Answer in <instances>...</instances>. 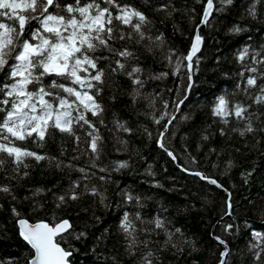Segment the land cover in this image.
Returning <instances> with one entry per match:
<instances>
[{
  "label": "snow or ice",
  "instance_id": "snow-or-ice-1",
  "mask_svg": "<svg viewBox=\"0 0 264 264\" xmlns=\"http://www.w3.org/2000/svg\"><path fill=\"white\" fill-rule=\"evenodd\" d=\"M196 3L202 4L200 13H196L195 8L177 7L172 0L159 4L156 0H141L139 5L133 0H0V172L9 181L0 184V194L8 200L7 210L14 222L13 227L28 248L26 264H70L72 245L67 237L79 241L88 233L77 231L67 216L58 213L85 196L93 197V203H98L103 210L120 212L115 225L121 236L117 249H122L121 254L128 257L131 264H163L162 255L169 250L173 256L183 255L185 248L189 254L199 251L197 238L186 235L170 219L159 213L146 215L143 212L145 198L141 195L121 189L117 193L118 199L109 202L106 190L102 191L92 183L98 180L101 185L108 184L112 182L113 172L129 167L127 160L113 161L110 165L98 163L105 144L101 127L113 133L117 152L126 151L129 146V140L117 133L131 137L140 130L128 120L121 119L115 111L109 128L105 119L106 87L117 85L119 76L129 81L128 96L134 115L151 116L152 122L160 126L154 137L155 144L173 163H177L180 157L171 147V139L177 134L174 124L177 113H180V121H191L192 112L200 107L197 104L188 111L181 110L196 84L193 77L200 70L201 57L197 54L201 53L205 42L201 27L211 28L220 15L233 9L237 10L235 14L240 20L264 22V0H242L239 5L235 0H196ZM161 12L164 17L158 21L160 24L172 19L176 13L188 16L193 22L186 54L178 53L168 44L164 32L155 27L157 21L149 13ZM253 26L233 21L226 31L230 35H239L250 31ZM251 40L249 36L248 41L231 52L236 68L221 72L225 78L235 77L232 90L214 93L208 102L209 114L218 127L213 130L210 124L194 125L190 130L199 141H207L214 131L221 138H231L232 133H238L242 138L246 134L252 135L253 147L260 143L256 134L264 133V41L254 44ZM137 46L153 57L156 50L165 52L163 58L171 74L183 77L175 89V98L161 99L162 109L158 115L155 114L156 101L160 93L144 89L149 81L162 80L169 73H156L142 64ZM221 59L228 58L216 56V63L219 64ZM109 99L115 102L114 90ZM140 101L152 111L142 113L137 109ZM233 121L242 123L243 127H231ZM54 132L72 139L73 155L67 159H63L67 151L63 145L59 156L21 146L31 140L36 147L43 148ZM143 134L152 138V132L147 128H143ZM188 135L185 132L182 139L186 141ZM196 146L198 148L199 143ZM182 151L190 164L198 163L188 152L186 143ZM209 152L220 155L216 148H210ZM81 157L85 158L83 165L76 163ZM29 158L37 164L44 161L49 169L58 172L67 170V184L60 188L57 181L49 187H29L24 196L18 197L15 187L30 175ZM233 164V160L228 159L226 169H231ZM177 167L180 172L197 177L224 193L221 208L223 215L232 222H224L221 217L216 225L219 232H210L209 236L219 249L216 264H232L229 257L233 250L223 235L239 231L233 215L231 192L212 175L185 163H177ZM257 171L255 165L249 164L240 172L243 182H255ZM259 171L264 184V169ZM72 172L78 175L73 178ZM149 175L154 176V173L149 171ZM153 184L163 187L158 181ZM47 194H51L50 218L29 216V212L46 210L49 201L41 197ZM19 203H27V212L17 206ZM129 206L134 207L130 210ZM4 207L0 203V210ZM162 211L167 209L162 208ZM258 211L264 218V208ZM92 219H100L95 211ZM245 225L247 227V222ZM248 233L251 239L240 250L241 258L247 255L248 264H264V232L249 228ZM161 234L163 240L152 238ZM0 264H12V261L0 260Z\"/></svg>",
  "mask_w": 264,
  "mask_h": 264
},
{
  "label": "trees",
  "instance_id": "trees-1",
  "mask_svg": "<svg viewBox=\"0 0 264 264\" xmlns=\"http://www.w3.org/2000/svg\"><path fill=\"white\" fill-rule=\"evenodd\" d=\"M137 5L141 0H133ZM167 0H156V3H164ZM177 7L195 8L196 13L202 11V4H197L196 0H172ZM237 5L242 0H235ZM236 9L226 15H220L213 23L211 28L201 27V34L205 38L199 63V71L194 75L193 79L196 84L186 100L181 106L182 111H188L195 105H200L192 112L193 119L191 121H174L177 134L171 139V147L176 150L180 157L177 163H185L193 169L203 171L205 174L212 175L225 184V187L231 192V199L234 207L235 223L239 225V231L231 235L223 234L227 239L229 247L233 250L229 259L232 264L240 261V264H248L249 257L246 255L241 258L240 250L243 249L251 239L248 229L254 228L257 231L264 232V218L259 215V209L264 208V184L261 183L260 169H264V133H257L260 143L253 147L255 141L252 135L246 134L242 138L238 133H232L231 138H221L217 132L209 136L207 141H199L197 136H193L190 131L194 125L204 126L212 125L214 130L218 127L213 122V118L209 114L208 102L212 99L213 94H220L224 89L231 91L233 88V80L225 78L221 75L224 70H233L236 68L235 61L232 60L231 52L248 41L249 36L252 37L251 42L258 44L264 41V22L240 20L235 14ZM157 21L155 27L164 32L167 42L178 53H185L190 46V36L193 30V22L188 16L182 13H176L172 19L165 20L164 24L158 21L164 17V13H149ZM239 21L242 24L249 23L255 26L250 31L239 35H230L226 31V27L230 26V22ZM137 51L141 55V63L150 67L152 71L168 72L169 75L162 80L149 81L144 91L159 92L160 98L156 101V113L162 109V100H172L175 98V89L181 84L183 77L178 78L171 74L170 67L164 60L165 52L155 51V57L143 51L137 46ZM216 56H226L228 59H221L217 64ZM195 59V58H194ZM117 85L106 87L104 92V103L106 105L105 119L109 128L112 127L111 120L113 111H115L121 119H126L133 127L140 130L136 135L128 137L126 134L117 133L124 139L129 140V146L126 151H115L113 133L106 128L101 127L100 131L104 137V154L98 163L110 165L113 161H129V167L119 172L111 174L112 182L101 185L98 180L92 183L97 184L102 191L106 190V196L109 202L118 199L117 193L121 189L132 191L144 197L143 212L148 216H154L157 213L171 220L175 227H180L188 236H194L198 240L199 251L189 254L187 248L183 255L173 256L171 251L163 253V264H216L219 249L215 246L214 241L209 236L210 232H219L216 227L217 221L223 217L224 222H232L228 216L223 215L221 201L224 193L222 190L216 189L215 186L200 181L197 177H193L182 173L177 167V163H173L155 144L156 136L160 126L152 122L151 116L134 115L128 96L129 81L124 76L117 78ZM168 89H173L169 92ZM116 96L115 102L109 99L113 94ZM136 108L142 113L150 112L144 101H140ZM163 123V122H162ZM231 127H243L242 123L235 121ZM143 128H147L152 132V138L143 134ZM188 132V139L185 141L182 136ZM187 144L188 152L196 157L197 164H190L186 159V154L182 151L184 144ZM197 143L199 147L197 148ZM247 143V147L245 144ZM67 150L63 159H67L73 155L72 139L67 136H61L58 132L53 133V138L47 139L45 147L38 148L31 140L24 142L21 146L39 153H47L52 156H59L60 147ZM210 148H216L220 155L210 153ZM240 151L236 152L235 149ZM84 157H81L76 163L83 165ZM232 159L234 164L231 169H226L225 162ZM29 164L30 175L15 187L18 197L26 194L29 187L45 186L49 187L53 183L59 181V187L63 188L67 184V170L58 172L49 169L44 161L37 164L34 159L27 160ZM216 167H213V165ZM253 164L258 171L255 182L250 181L245 184L240 172ZM9 165V171H10ZM23 170V169H22ZM149 171L154 176L149 175ZM78 175L72 172L71 176L75 178ZM153 181H158L163 187H156ZM4 179L3 172H0V184L8 183ZM14 185L15 181H11ZM58 189H54L56 191ZM206 194L207 201L205 199ZM49 201L45 211L36 213H28L32 217L50 218L51 216V194L41 197ZM0 203L5 205L0 210V260L12 261V264H26L29 258L28 248L17 236L13 227V220L8 212V200L0 194ZM22 211L27 212V203H19L17 205ZM130 210L134 206H129ZM167 209V211H162ZM85 209H88L85 211ZM100 217L99 221L92 219V213ZM67 216L73 223L77 231L84 230L88 233L85 238L79 241L67 237L68 242L72 245V255L70 264H131L128 257L122 255V249H117V244L121 241L120 234L116 231L115 225L118 223L120 212L115 209L103 210L98 203H93V197L85 196L79 201L70 204L66 209L58 213ZM247 222V227L245 225ZM107 229V232H104ZM96 237H100L99 240ZM154 240H163V234L160 236L153 235ZM113 257H115L113 259Z\"/></svg>",
  "mask_w": 264,
  "mask_h": 264
},
{
  "label": "water",
  "instance_id": "water-1",
  "mask_svg": "<svg viewBox=\"0 0 264 264\" xmlns=\"http://www.w3.org/2000/svg\"><path fill=\"white\" fill-rule=\"evenodd\" d=\"M198 55V54H197Z\"/></svg>",
  "mask_w": 264,
  "mask_h": 264
}]
</instances>
